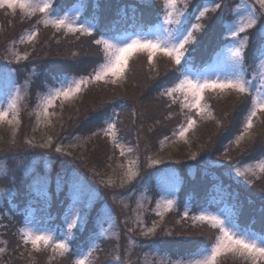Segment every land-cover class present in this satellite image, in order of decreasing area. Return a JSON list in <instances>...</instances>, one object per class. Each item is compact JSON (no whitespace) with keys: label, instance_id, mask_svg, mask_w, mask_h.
Masks as SVG:
<instances>
[{"label":"rangeland","instance_id":"374dc122","mask_svg":"<svg viewBox=\"0 0 264 264\" xmlns=\"http://www.w3.org/2000/svg\"><path fill=\"white\" fill-rule=\"evenodd\" d=\"M88 1L79 0L69 8L61 9L56 6V0H31L34 9L31 15L20 9L0 7V29L2 28L1 16L5 14L34 16L35 20L41 23L37 22L36 26L27 29L10 47L7 54L15 59L14 64H18L25 57L28 58L29 48L26 46L36 43L41 33L40 25L46 26L45 21H48L47 26H52L58 32L63 31L67 35L89 34L84 31L70 32L63 27L58 30L53 23L64 20L73 28L88 29L91 34L97 32L99 30L97 22L86 16ZM145 1L156 2L154 19L157 17L158 21L155 25L149 24L145 30L133 27L121 30L120 27H114L108 34H102L98 39L112 45L110 51L114 52L115 49L134 41H151L161 47H170L176 43L177 39L191 32L192 39L185 46L180 65L175 64L163 52L157 51L149 60L147 51H138L129 57L124 75L115 83L112 82V77L95 81L92 77L108 60V54L102 43L99 45L104 51L103 62L98 65L93 74L90 76L63 75L46 91L36 92L37 103L29 109L32 92L31 76L35 75V72L29 73V77L25 79L20 76V80L18 75L23 67L20 63L17 67L11 65L13 64L11 61L3 62L4 57L0 53V112L8 113L7 119L0 121V256H5L9 250V239L3 235L4 229L8 227H16L19 238L23 244H27L28 252L25 258L28 260L25 264H34L37 254L44 251L49 253L48 257H44L53 263L59 257H64L71 264H75V261L79 259H84L85 264H94L98 255L97 251L103 246V242L110 241L112 238L116 239V242L128 244L126 264H198L212 254L220 235V230L217 228H215L217 232L215 242L209 247L190 249L191 251L187 250L184 254L177 252L174 255L171 251H164L157 244L154 245L147 240V236L154 234L155 229L163 223L168 214H178L179 194L186 177H195L198 167L207 164L202 161L207 154L200 153L204 145L201 138L204 133L203 127L199 132L196 130L203 121L210 122L214 118L217 119L216 110L212 107L214 101L211 98L223 100L234 92L241 93L229 89L223 91L205 89L204 99L200 102L201 107L205 109L204 112L184 107V96L174 93L175 100L192 113L188 120L194 119L196 124L183 139L179 137V127L171 136L161 140L157 150L147 154L144 152L146 145H141L139 140L138 143L129 142L128 138L131 140L129 137L131 135L128 134L127 137L123 131H119L116 115L109 117L104 123L102 135L106 137V141H110L114 152L118 156H123L124 159L116 162L113 160L107 166L100 163L99 156L100 153H104V149H100V145H97L96 140L94 141L97 137L83 138L66 132L65 124L68 122L66 115L69 110L73 111L78 107L83 93L91 86L125 84L131 63H139L142 56H147L146 69L154 77L160 72L158 69L160 60L171 62L170 79L172 81L164 86V89L168 91L185 77L195 82L244 81L249 89L251 102L244 118L242 131L230 141L235 148L245 147L247 142L254 141L258 131L257 120L260 119V115H264V111L257 110L256 116L252 117V128L245 131L247 118L255 102L264 103V23L259 24L264 9L256 4V0H204L199 1L200 3L194 0L197 3L193 9H190V0H177L176 11L165 8V0ZM2 2L3 0H0V3ZM44 4L50 5L46 13L39 11V7ZM217 4L220 5L219 8L216 7ZM215 9H220L222 12L219 18L223 21L220 26L221 34L216 33L218 34L216 38L221 43L212 51L211 62L201 68L189 57L193 50L189 44L197 42V33L203 27L202 20L207 17L210 10ZM169 12L173 21L171 23ZM201 12L205 15L201 16ZM177 19L179 23H175ZM250 20L255 21L251 28H246L235 37L232 35L233 31L238 30L242 25H247ZM196 24L200 25L199 29L195 28ZM252 28H255L253 34L249 32ZM33 34H35L34 38L29 39ZM21 45H24V50L21 49ZM10 56L6 55L7 58ZM173 66H175V74H173ZM81 80L86 82L80 85L81 90L78 93L68 99L61 97L47 107V113L44 112L45 101L51 95L61 89L72 87ZM188 102H191V97ZM194 112L197 116L193 115ZM217 113L221 114L222 111ZM222 120L224 123L223 116ZM112 123L116 124L115 137L107 132ZM241 136L243 139H239ZM95 147H98L97 150ZM217 163L220 164L217 169L225 173L226 178L236 183L245 182L248 186L252 184V180L264 173L259 167L264 163V155L248 163H238L237 166L224 165L220 161ZM89 167L95 173H92ZM129 169L135 175L130 177ZM205 171L209 172V168L206 167ZM241 172L244 175H240ZM227 188L222 184L217 185L215 188L217 195L208 197L204 206L199 208L193 207V198L187 199L183 205L182 218H187L195 224L212 227L207 221L199 220L198 217L215 216L224 221V226L237 236L264 246V231L260 232L255 228L239 226L236 223V213L228 198ZM20 192L26 195L24 205H20L15 200ZM51 202H56L55 204L58 205L55 218L48 211H43L52 204ZM120 208L127 210L121 213V217L117 211ZM18 214L22 215L21 218L14 219L15 216H20ZM153 215L155 218H150ZM6 219L12 222H7ZM88 221L94 222L89 243L86 246L80 245V249L75 250L73 243L77 236L76 231L84 229ZM73 223L74 227L71 226ZM28 234L51 235L54 241L49 246L41 244L40 250H37L30 242H26L25 236ZM58 240L68 244L69 252L61 255L59 249L54 250L55 241ZM228 257L243 258L233 253L222 254L217 257L216 264H221ZM17 260L19 261V258L12 259L10 263L1 260L0 264H21ZM248 261L251 263L250 260ZM260 264H264V259L260 260Z\"/></svg>","mask_w":264,"mask_h":264},{"label":"trees","instance_id":"16d2710c","mask_svg":"<svg viewBox=\"0 0 264 264\" xmlns=\"http://www.w3.org/2000/svg\"><path fill=\"white\" fill-rule=\"evenodd\" d=\"M78 1L56 0L55 4L63 9L69 8ZM190 1V9L195 8L197 1ZM155 3H148L145 0H89L86 16L97 22L99 29L97 32L91 35H67L63 31L58 32L52 26L40 25L41 33L36 43L26 46L29 48L28 58L21 59L18 64H14L15 59L7 53L21 34L36 26L38 21L34 16L30 17L29 15H2L0 53L4 57L3 62L11 61L13 62L11 65L17 67L20 63L23 68L18 75L19 79L20 76L24 79L28 78L29 73L35 72V75L31 76L32 92L28 108L30 109V106L33 107L37 103L38 94L36 92L46 91L48 87L55 85L57 79L63 75L90 76L93 74V71L103 62L104 51L101 45L95 43L102 34H108L114 27H120L121 30L126 27L145 30L149 24L155 25L158 21L157 17L154 19ZM221 13L220 9L210 10L207 17L202 20L203 27L197 33V42L189 44L193 48L189 57L198 66L211 56L214 49L220 46L221 41L217 39L218 34L216 33L220 32L221 34L220 26L223 22L219 20ZM263 23L264 14L259 24ZM253 30L255 28L249 32L253 34ZM24 48V45H21V49L24 50ZM6 55L10 57L7 58ZM141 60L144 64L140 62ZM140 61L131 63L125 84L91 86L83 93L78 107L73 111L69 110L66 115L68 121L65 124L66 132H71L72 136L77 135L83 138L97 137L94 141L96 140L97 145H100V149H104V153H100L99 156L100 163L105 166L113 160L116 162L119 159H124L123 156H118L114 152L110 141H106V137L102 135L104 123L109 117L116 115L119 131H123L127 137L128 134L131 135L129 136L131 140L128 138L129 142L138 143L139 140L141 145H146L144 152L147 154L157 150L161 140L175 133L182 124H186L189 115L192 114L184 109L178 100H173L165 94L168 90L164 89V86L172 81L170 79L171 62L160 60L158 64L160 72L154 77L146 69L147 56H142ZM173 74H175V68ZM211 99L214 101L212 107L216 110L217 119L214 118L210 122L203 121L196 130L199 132L203 127L204 133L201 138L204 145H202L200 153L207 154L202 160L207 164L198 167L195 177H186L179 194L178 214H168L163 223L155 229L154 234L147 236V240H150L152 244H157L164 251H171L174 255L177 252L184 254L187 250H196L205 244L209 246L215 242L217 233L215 228L205 224H195L187 218L184 219L182 212L183 205L189 198H193V207L204 206L208 197L217 195L215 188L219 184L228 187L226 190L229 192L228 198L236 213V223L239 226L255 228L260 232L264 231V173L252 180V184L248 186L245 182L236 183L229 180L225 173L217 169L220 165L217 163L218 161L224 165L237 166L238 163H248L264 155V115H260V119L257 120L258 131L254 141L247 142L245 147L235 148L230 139L242 131L251 97L249 93L241 95L234 92L227 99L222 100L215 97ZM217 110H221L222 113H217L219 112ZM193 115L197 116L195 112ZM222 116L225 119L224 123ZM97 148L95 147V150ZM90 167L89 169H91ZM206 167L209 168V172L205 171ZM91 172L93 173L94 170L91 169ZM24 195L25 193L20 192L15 198L20 205H24L26 197ZM55 203H52L47 208L48 210H43L44 212L48 211L54 218L58 211V205ZM39 205L41 206V204ZM117 211L121 217V213L127 210L120 208ZM18 215L20 216H15L14 219L21 218L22 215ZM150 218L153 219L155 216H150ZM119 220L121 221V218ZM6 221L12 222L10 219H6ZM16 229V227L4 229L3 235L9 239V250L5 256H0V263L1 260L10 263L12 259L19 258L21 264H25L28 260L25 258L28 252L27 244H23ZM93 230L94 222L88 221L84 229L76 231L77 236L73 243L75 250L80 249V245H88ZM127 246L128 244L116 242V239L113 238L110 241H104L103 246L97 251L98 255L94 264H126ZM44 256L48 257L49 253L44 251L37 254L34 264H71L64 257H59L53 263ZM221 264L251 263L243 258L228 257Z\"/></svg>","mask_w":264,"mask_h":264},{"label":"snow or ice","instance_id":"6c2138e0","mask_svg":"<svg viewBox=\"0 0 264 264\" xmlns=\"http://www.w3.org/2000/svg\"><path fill=\"white\" fill-rule=\"evenodd\" d=\"M256 4L259 5L261 9H264V0H256ZM7 7L9 9H20L23 10L26 14L31 15L33 9V5L31 0H3L0 3V7ZM217 8L220 7L219 4L216 5ZM50 8L49 4H44L42 7H39L40 12H47ZM165 8L171 9L172 11H176L177 8V0H165ZM169 22H173L171 20V12H169ZM183 15V13H180ZM201 16H204L205 13L201 12ZM180 21L177 19L175 23H179ZM46 25L48 21L44 22ZM255 21L250 20L247 25H242L238 30L233 31L232 35L235 37L239 35V33L244 32L246 28H251ZM53 26L56 27L58 30L60 28H67L70 32L75 31H84L85 33L91 35L90 30L88 29H76L73 28L71 25L65 23L64 20H57L53 23ZM196 29L200 28L199 24L195 25ZM35 34L29 39L34 38ZM192 39V33L189 32L187 36H182L181 38L177 39L176 43L172 46H164L161 47L157 43H153L151 41H134L130 44H127L124 47L117 48L115 51H110L112 49V45H109L106 41L96 40L95 43L104 45V49L108 54L107 63L104 64L98 72L94 74L92 79L95 81H102L106 80L107 77H112V82L115 83L117 79L121 78L125 70L128 67V60L129 57L138 51H147L149 60L156 54L157 51L163 52L165 55L170 57L175 64L180 65L181 60L184 56L185 46L188 44L189 40ZM26 58V57H25ZM86 81L81 80L80 82L74 84V86L69 87L67 89H61L51 95L45 101V108L44 112L47 113V107L53 105L56 100H59L61 97L64 99L70 98L75 93H78L80 89V85L85 83ZM205 89H212L216 90L219 89L221 91L229 89L235 90L241 94H248L249 89L246 87L245 82L242 80H227V81H216V82H195L191 79L185 77L184 79L180 80L179 83L172 88L171 90L167 91L165 94L170 98L174 97V93H179L184 96V107L186 108H195L198 112H204L205 109L201 107L200 102L204 99L203 93ZM189 97H191V102L189 103ZM257 110L264 111V103L255 102V106L250 112V115L247 118V122L245 124V131L252 128V117L256 116ZM8 116L7 112H0V121L6 120ZM196 121L194 119H189L186 125H181L179 129V137L185 138L187 133L194 128ZM107 132L115 137L116 134V124L112 123L109 125ZM239 139H243V136L239 137ZM239 142V140L237 141ZM59 150V149H58ZM123 154V153H122ZM260 170L264 172V163L259 165ZM130 177L135 175V173L131 172L129 169ZM240 175H244L243 172ZM170 203V202H169ZM199 220L207 221L213 228H217L220 230V235L217 238V241L213 247L212 254L207 257L204 261L198 262V264H216V260L218 256L227 253H233L240 257H243L246 260H250L251 264H260V260L264 259V246L258 245L252 240L246 239L242 236H237L234 232L230 231L228 228L224 226V221L220 220L215 216H201L198 217ZM71 226H75L73 223ZM26 242H30L34 248L40 250V245L43 244L44 246H49L53 243L54 237L51 235H31L28 234L25 236ZM55 249L60 250V254L64 255L65 253L69 252L68 244L63 240L55 241ZM75 264H85L84 259H79L75 261Z\"/></svg>","mask_w":264,"mask_h":264}]
</instances>
